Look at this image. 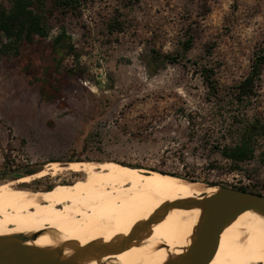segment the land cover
Here are the masks:
<instances>
[{"label":"rangeland","instance_id":"obj_1","mask_svg":"<svg viewBox=\"0 0 264 264\" xmlns=\"http://www.w3.org/2000/svg\"><path fill=\"white\" fill-rule=\"evenodd\" d=\"M58 1L39 10L45 37L0 58V184L46 191L83 174L18 180L50 173L48 163L114 160L264 194L262 138L244 162L222 153L240 123L264 122V64L255 94L234 99L264 50V0ZM61 33L72 48L55 65L51 41ZM9 40L0 33V46Z\"/></svg>","mask_w":264,"mask_h":264},{"label":"bare ground","instance_id":"obj_2","mask_svg":"<svg viewBox=\"0 0 264 264\" xmlns=\"http://www.w3.org/2000/svg\"><path fill=\"white\" fill-rule=\"evenodd\" d=\"M47 165L50 173L41 170L18 183L63 170L83 176L46 191L0 184V234L22 235V244L74 264H164L183 257L205 216L206 198L219 191L114 160ZM207 264H264V214L246 210L227 222Z\"/></svg>","mask_w":264,"mask_h":264},{"label":"trees","instance_id":"obj_3","mask_svg":"<svg viewBox=\"0 0 264 264\" xmlns=\"http://www.w3.org/2000/svg\"><path fill=\"white\" fill-rule=\"evenodd\" d=\"M10 9L0 7V33L10 37L8 43L0 46V58L6 54H19L20 46L23 43H32L35 36L45 37L46 26L39 12L43 7V0H10ZM63 6H70L72 0H59ZM188 45V43H187ZM67 46L71 50V45L64 33L54 37L51 41L52 53L54 55V64L58 65L64 50ZM264 64V50L255 53L251 63L249 73L235 86L234 99L237 102H244L253 96L259 85L261 69ZM38 65L27 64L24 66L25 72L31 77H36L35 68ZM53 92L59 93L57 79L54 82ZM256 137L264 140V122L258 119L240 123L237 126V140L232 146H227L222 150L223 155L230 159L234 164L249 160L253 156L254 141ZM175 175L174 173H170ZM238 189L260 193L245 187Z\"/></svg>","mask_w":264,"mask_h":264},{"label":"water","instance_id":"obj_4","mask_svg":"<svg viewBox=\"0 0 264 264\" xmlns=\"http://www.w3.org/2000/svg\"><path fill=\"white\" fill-rule=\"evenodd\" d=\"M19 187L27 188L26 185ZM206 202L205 216L188 251L183 257L164 264H207L217 249L221 229L227 222L246 210L264 214V194L238 188L220 187L206 198ZM24 239L22 235H0V264H74L60 255L24 245L21 242Z\"/></svg>","mask_w":264,"mask_h":264},{"label":"flooded vegetation","instance_id":"obj_5","mask_svg":"<svg viewBox=\"0 0 264 264\" xmlns=\"http://www.w3.org/2000/svg\"><path fill=\"white\" fill-rule=\"evenodd\" d=\"M20 179V178H19ZM16 181V180H15ZM23 188V187H22ZM25 189H31V188H25Z\"/></svg>","mask_w":264,"mask_h":264}]
</instances>
